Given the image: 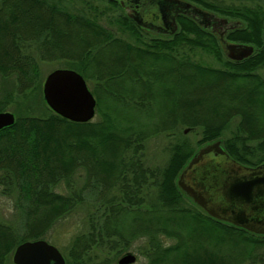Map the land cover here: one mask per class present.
I'll use <instances>...</instances> for the list:
<instances>
[{"label": "trees", "instance_id": "trees-1", "mask_svg": "<svg viewBox=\"0 0 264 264\" xmlns=\"http://www.w3.org/2000/svg\"><path fill=\"white\" fill-rule=\"evenodd\" d=\"M184 1L235 26L222 38L182 13L172 36L146 38L122 10L119 24L132 42L56 2L0 0V112L16 114L0 130V187L22 218L21 232L0 221V264L12 263L20 243L44 239L89 194L98 208L74 237L67 264H119L145 238V264H264V236L188 201L178 178L195 154L189 141L173 145L164 167L145 159L152 137L189 128L200 130V144L212 142L239 117L222 146L243 164L264 163V6ZM228 44L254 52L243 60L227 55L223 67L189 54L201 47L222 60ZM58 59L92 83L99 119L76 122L46 106L44 114L29 111L30 95L42 89L41 62ZM80 172L84 182L75 189Z\"/></svg>", "mask_w": 264, "mask_h": 264}, {"label": "water", "instance_id": "water-1", "mask_svg": "<svg viewBox=\"0 0 264 264\" xmlns=\"http://www.w3.org/2000/svg\"><path fill=\"white\" fill-rule=\"evenodd\" d=\"M139 26L160 34H174L178 30L180 14L198 15L205 25L208 16L217 17L184 0H112ZM220 24L228 19L217 17ZM231 59L243 60L254 52V47L228 44ZM44 96L52 110L76 122H88L96 116L97 99L86 78L72 68H58L49 73L44 82ZM16 115L0 112V130L13 125ZM187 131V130H186ZM178 184L209 215L234 225L255 230L260 224L250 226L251 217L240 203L254 205L264 195V163L252 168L231 158L221 144L215 141L201 148L180 174ZM260 200V199H259ZM260 218V217H257ZM257 232H264L257 230ZM15 264H67L61 250L46 239L26 240L20 243L13 255ZM137 256L128 252L119 264H134Z\"/></svg>", "mask_w": 264, "mask_h": 264}, {"label": "rangeland", "instance_id": "rangeland-1", "mask_svg": "<svg viewBox=\"0 0 264 264\" xmlns=\"http://www.w3.org/2000/svg\"><path fill=\"white\" fill-rule=\"evenodd\" d=\"M49 1L59 3L63 8H65L66 10L70 12L81 13V14L88 15L90 17H94L97 20H99L101 23L106 25L107 27L111 28L114 31L115 35L117 34L118 36L127 38L128 40L132 42H134L135 40V36H133L130 30L123 25L120 26L119 24V19H121L122 18L121 16L124 15L122 9L118 5L111 3L109 0H49ZM212 1L217 2V3H222L225 5H245V6L251 5L254 7L257 4H262L264 6V0H212ZM194 3L203 9L205 8L196 2ZM141 31L144 37L146 38L158 37L156 34L151 33L149 31H146V30H141ZM222 50L224 52L223 47H222ZM226 53L225 52L223 53L222 60H220L214 54H212L209 51L204 50L201 47L195 48L194 51H189V54L192 55L191 57L195 61H198L200 63L206 64L209 66H214V67L224 66V61H226L229 56L228 49ZM71 65L72 63L66 59H58V60L41 62L43 84H42V89L40 91H37L30 95L32 106L29 111L31 113L33 112L34 114H44L46 112L45 106L51 109L44 96L43 87H44L45 79L47 75L51 73L53 70L58 69V68H72ZM258 72L264 74V67L260 68ZM1 84L2 82L0 80V96L2 94ZM3 84H5L7 87L8 86L10 87L9 81H5V83ZM88 85L91 88L92 83L89 81ZM42 101L44 102V105ZM5 111L14 113L13 109H7ZM99 118L100 116L96 113L94 120H97ZM238 122H239V117L232 119L228 128L225 130L224 134L222 135L221 139L216 140V141H221V144H222V142L228 136L231 135L232 131L237 128ZM201 138H202V134L200 130L198 129L189 130V128L181 129L180 131H177L175 133L159 134L155 137L150 138L147 141L146 149H145V159L147 160V163L150 164L151 166L164 167L165 165H167L171 157L173 145L177 143L179 140L189 141L191 147L194 148L195 154L201 148L205 147L206 145L212 142H215V141H212V142L200 144ZM84 177L85 175H83L82 172H80L79 175H77V177L75 178V183H74L75 189L81 188L84 182ZM57 189L64 191L65 187L61 186V187H58ZM114 192L117 193L118 191L114 190L113 192L110 193V195L114 194ZM187 196H188L187 198L189 202L202 208L200 205H198L194 201L192 197H190L188 194ZM98 203L99 201L97 200V197L95 194L87 195L84 202L79 204L77 208L71 214H69V216L59 220L53 226V228L48 232V234L44 237V239H46L50 243L57 246L61 250V252L66 256L74 237L88 230L90 226V221H91L90 216L94 212L97 211ZM0 221L12 225L14 228H16L20 232L22 230V218H21V214L19 213V210L15 208L14 197L4 195L2 193L1 187H0ZM165 241L170 242L171 240L166 239ZM138 246H140L139 251L137 249L126 251L120 254L117 260H119L126 253L132 252L137 256V261L134 264H145L147 261V258L145 255H143L140 252V249L142 250L146 249L147 239L145 238V239L139 240L137 242L136 248ZM10 264H15V263L14 261H12V263Z\"/></svg>", "mask_w": 264, "mask_h": 264}, {"label": "flooded vegetation", "instance_id": "flooded-vegetation-1", "mask_svg": "<svg viewBox=\"0 0 264 264\" xmlns=\"http://www.w3.org/2000/svg\"><path fill=\"white\" fill-rule=\"evenodd\" d=\"M216 16L217 17L220 16L221 18H223V16L218 15V14H216ZM217 17L208 16L207 19H204V21L206 23L205 24V27L207 28V31H210L212 33H217L218 35L222 36V38H223V36L225 35V33L231 27H234L235 25L232 24V23L227 24V25H222V24H220V20ZM201 18H202V16L198 15V17H196V20L198 21V19H201ZM201 20H203V18ZM142 30L149 31L151 33H154V34H156L158 36H163V37H165V36H172L173 35V34H160V33H156V32H153L151 30L144 29V28H142ZM244 165L245 166H248V167H252V168H255V167H258L259 166V165L250 166V165H246V164H244ZM256 200H258V201L254 205V207L257 208V210L252 209V205H246V204L240 203L239 206L242 207V208L247 209L249 215L251 216V217H249L251 219L250 220V223H251L250 226L253 227V228H255L253 225H257V223H259L260 224V227H258V229H256V231L255 230L254 231L253 230H249V229L244 228V227H241V226H238V227L243 228V229H246V230H248V231H250V232H252L254 234L264 236V232H257V230L264 231V195L258 197ZM257 217H260V218H257Z\"/></svg>", "mask_w": 264, "mask_h": 264}]
</instances>
